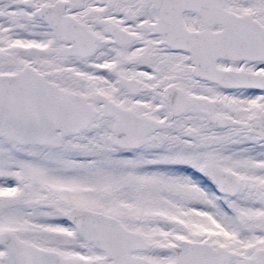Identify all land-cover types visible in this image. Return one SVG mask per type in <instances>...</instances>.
<instances>
[{"label":"snow or ice","instance_id":"obj_1","mask_svg":"<svg viewBox=\"0 0 264 264\" xmlns=\"http://www.w3.org/2000/svg\"><path fill=\"white\" fill-rule=\"evenodd\" d=\"M0 264H264V0H0Z\"/></svg>","mask_w":264,"mask_h":264}]
</instances>
